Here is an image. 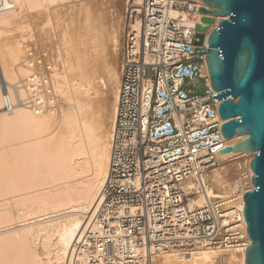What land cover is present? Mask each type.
I'll return each instance as SVG.
<instances>
[{
  "label": "built area",
  "instance_id": "2783aa9c",
  "mask_svg": "<svg viewBox=\"0 0 264 264\" xmlns=\"http://www.w3.org/2000/svg\"><path fill=\"white\" fill-rule=\"evenodd\" d=\"M203 6V0H126L108 173L66 264H153L160 255L189 257L201 248L246 253L251 245L244 196L254 190V173L240 168L228 193L208 178L235 160L220 150L236 144L230 141L237 135L222 136L226 120L222 101L213 98L205 53L190 55L207 52L218 27L219 21L202 22ZM14 9V2L0 0V13ZM22 45L30 69L24 96L0 85V114L18 106L43 114L54 105L46 51L28 40ZM244 156L248 163L254 158Z\"/></svg>",
  "mask_w": 264,
  "mask_h": 264
},
{
  "label": "bare ground",
  "instance_id": "6f19581e",
  "mask_svg": "<svg viewBox=\"0 0 264 264\" xmlns=\"http://www.w3.org/2000/svg\"><path fill=\"white\" fill-rule=\"evenodd\" d=\"M10 1L19 7L0 13V30L5 24L10 26L25 6L37 8L44 2L52 5L67 0ZM115 7L106 6L104 11L97 7L94 24L87 28L89 36L79 39L84 45L80 50L77 47L76 57H72L74 48L65 49L66 75H57L53 88L70 108L61 110L58 122L50 113L55 104L43 114L23 106L0 114V264H66L79 235L92 221L108 173L118 100L119 77L112 66V53L118 49L121 33L115 28L116 20L110 18L116 14ZM1 35L0 85L22 97L21 83L30 69L19 62V43L5 42ZM68 35L64 39L71 43ZM100 68L107 89L103 93L94 82V72ZM76 71L79 80L71 79ZM1 96L0 92V102ZM247 137L237 135L230 143ZM249 154L254 157L251 152L222 157ZM243 165L253 173L250 162ZM242 167L240 163L226 165L213 170L208 178L222 193H228ZM154 259L155 264H217L223 259L227 264H246V253L201 248L189 257L166 254L154 257L153 264Z\"/></svg>",
  "mask_w": 264,
  "mask_h": 264
},
{
  "label": "water",
  "instance_id": "95a60500",
  "mask_svg": "<svg viewBox=\"0 0 264 264\" xmlns=\"http://www.w3.org/2000/svg\"><path fill=\"white\" fill-rule=\"evenodd\" d=\"M198 12L204 24L219 21L208 38L205 53L210 87L222 101L219 114L224 139L248 137L221 153L251 152L254 190L244 196V213L252 241L246 249V264H264V0H203ZM210 8L209 9H207ZM206 32V26H198ZM201 44L204 34L198 35Z\"/></svg>",
  "mask_w": 264,
  "mask_h": 264
},
{
  "label": "rangeland",
  "instance_id": "374dc122",
  "mask_svg": "<svg viewBox=\"0 0 264 264\" xmlns=\"http://www.w3.org/2000/svg\"><path fill=\"white\" fill-rule=\"evenodd\" d=\"M112 1L113 2H110V0H67L63 2L62 1L56 2L52 5H48V3L44 2L41 7H37V8L29 7L27 9L28 6H25L26 8L25 7L22 8L23 12L21 11V14H19L20 16H17V19L15 21L13 20L10 26L9 24H5L4 26H2L3 28L1 27L0 35L2 34L1 38L5 40V42H8L6 40H9L11 42L13 40L16 41V43H19V48L21 50L19 62L22 63H23L22 58L25 56V52H26L25 46L22 45L24 41L28 40L30 42V45L33 46L34 49H44L46 51V58L44 64L45 65L48 64L50 66L48 70V74H50L51 81H53L52 85H54L55 80L58 77L57 75L60 76H62V74L66 75L65 72L66 69L63 60L67 58L68 53L66 52L65 49L67 48L68 50L69 48H74L73 52L75 54L73 56L71 55L74 58V56L77 55L76 53H78L77 50L78 49L80 50V48L84 45L83 42H81L82 41L81 39H84V36H89L90 30H88L87 28L88 26L94 24L95 21L94 14L96 12V9L101 7V9L103 8L102 10L104 11V7L110 5H113L114 7L115 4L116 7L113 9L115 10L116 14L114 13L115 15L111 16L110 18L116 20L115 28H117L116 26L119 27L117 29L120 31L119 33H121V41L119 43L118 49L112 53V66L115 70H117L119 77L120 62L122 57V46H123L124 33H125L126 0H115V1L112 0ZM16 7H19L17 3H16ZM68 33L72 34L73 37L72 35L69 36ZM64 35L66 36L68 35L67 40L71 38V43L69 42L70 40L68 41V43L66 42V40L64 39L66 37H64ZM75 36L77 37V39H75L76 38ZM64 44L65 45L68 44V46L67 45L65 46ZM86 44H90V41L86 42ZM74 45L76 46V49ZM70 52L71 53H69V56L70 54H73L72 51ZM69 60L71 61V59ZM74 61L75 60H73V62ZM42 65L39 66L40 69H43ZM85 66L87 65L85 64ZM26 71L28 74L29 70L27 69ZM54 74H56V77ZM52 75L54 77H52ZM147 75L148 76L151 75L150 70H147ZM72 78L75 80L80 79L77 71L71 74V79ZM94 78H95L94 81L95 85L97 86L99 91H101V93L106 92L107 89L104 85L105 77L103 76V69L101 68L97 69V72H94ZM69 91L71 93L70 87H69ZM54 92H55L54 96L55 97L57 96L55 100L56 102H54L56 106H54L55 110L50 113H52L51 115H53L55 121L58 122L61 116V110L64 111V109H68L70 108V106L65 103L64 98H63L64 100L63 99L61 100L62 97L60 96V93L58 94V92L57 93L56 91ZM105 96H103V100L104 98L107 97L106 99H108L109 97V96L106 97ZM233 158L235 160L231 161L228 165L230 164L234 165L239 162L242 163V165L244 162H247L244 165L248 164V157L246 156L241 155L240 157H233ZM245 167L246 166L242 168ZM154 264H155V259H154Z\"/></svg>",
  "mask_w": 264,
  "mask_h": 264
}]
</instances>
